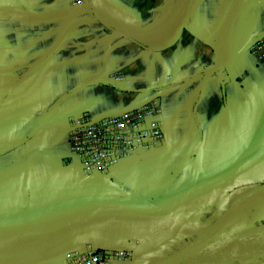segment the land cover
I'll return each mask as SVG.
<instances>
[{
  "label": "crops",
  "instance_id": "1",
  "mask_svg": "<svg viewBox=\"0 0 264 264\" xmlns=\"http://www.w3.org/2000/svg\"><path fill=\"white\" fill-rule=\"evenodd\" d=\"M263 37L264 0H0V264H156L264 185ZM149 103L163 140L85 173L76 120Z\"/></svg>",
  "mask_w": 264,
  "mask_h": 264
},
{
  "label": "built area",
  "instance_id": "2",
  "mask_svg": "<svg viewBox=\"0 0 264 264\" xmlns=\"http://www.w3.org/2000/svg\"><path fill=\"white\" fill-rule=\"evenodd\" d=\"M250 53L264 57V37L256 42ZM156 103L143 104L98 121L82 116L69 132V144L80 158L85 173H107L120 160L150 150L163 140V122L157 118ZM134 257L131 249L99 252L92 247L69 254V264H119Z\"/></svg>",
  "mask_w": 264,
  "mask_h": 264
},
{
  "label": "water",
  "instance_id": "3",
  "mask_svg": "<svg viewBox=\"0 0 264 264\" xmlns=\"http://www.w3.org/2000/svg\"><path fill=\"white\" fill-rule=\"evenodd\" d=\"M261 200L264 185L239 196L207 232L156 264H232L246 257L264 245V225L232 233L227 229L240 212Z\"/></svg>",
  "mask_w": 264,
  "mask_h": 264
},
{
  "label": "rangeland",
  "instance_id": "4",
  "mask_svg": "<svg viewBox=\"0 0 264 264\" xmlns=\"http://www.w3.org/2000/svg\"><path fill=\"white\" fill-rule=\"evenodd\" d=\"M259 202H261V201H259ZM262 203H264V201L262 202ZM256 206V207H255ZM260 207H264V204H256V205H251L250 207H248V209H246L245 211H242L233 221H232V223L230 224V226H229V228L227 229V231H229V232H238V231H240V230H245V229H247V228H249V227H255V225L256 224H241L240 222H239V218H240V216L242 217H247L249 220H252V217L253 218H256L255 217V213H256V211H257V209L259 208L260 209ZM252 259V261L254 260L255 262L254 263H256V264H264V260H262V259H258V258H255V259H253V258H251ZM232 264H239V262L238 261H236V262H234V263H232Z\"/></svg>",
  "mask_w": 264,
  "mask_h": 264
},
{
  "label": "bare ground",
  "instance_id": "5",
  "mask_svg": "<svg viewBox=\"0 0 264 264\" xmlns=\"http://www.w3.org/2000/svg\"><path fill=\"white\" fill-rule=\"evenodd\" d=\"M253 218V217H252ZM258 258L264 260V245L260 248L252 250L248 255L240 260H238L239 264H256L252 259Z\"/></svg>",
  "mask_w": 264,
  "mask_h": 264
}]
</instances>
